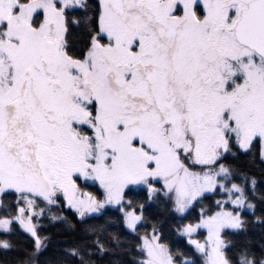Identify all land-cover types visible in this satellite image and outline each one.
Masks as SVG:
<instances>
[{
	"label": "snow or ice",
	"instance_id": "snow-or-ice-1",
	"mask_svg": "<svg viewBox=\"0 0 264 264\" xmlns=\"http://www.w3.org/2000/svg\"><path fill=\"white\" fill-rule=\"evenodd\" d=\"M0 264H264V0H0Z\"/></svg>",
	"mask_w": 264,
	"mask_h": 264
},
{
	"label": "trees",
	"instance_id": "trees-1",
	"mask_svg": "<svg viewBox=\"0 0 264 264\" xmlns=\"http://www.w3.org/2000/svg\"><path fill=\"white\" fill-rule=\"evenodd\" d=\"M50 231H52L53 233L55 232V230L54 229H51ZM62 237H60V236H57V235H53V243H55L56 241H58V240H60Z\"/></svg>",
	"mask_w": 264,
	"mask_h": 264
}]
</instances>
